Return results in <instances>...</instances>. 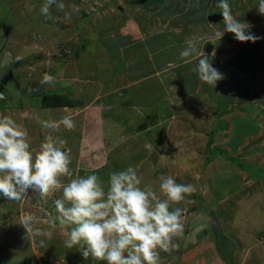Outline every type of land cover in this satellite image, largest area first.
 <instances>
[{
  "label": "rangeland",
  "instance_id": "obj_1",
  "mask_svg": "<svg viewBox=\"0 0 264 264\" xmlns=\"http://www.w3.org/2000/svg\"><path fill=\"white\" fill-rule=\"evenodd\" d=\"M146 1L154 3L152 13L143 9L145 5L142 7V0H63L65 11H58L52 6V18L45 19L39 11L44 0H0V115L11 116L23 124L28 131L29 141L35 140L32 145L35 149L43 142L42 135L47 134L72 143L80 137L78 118L73 119L75 129L72 131L63 126L56 131L42 126L44 121H57L63 111L58 108H43L41 105L45 93L52 92L53 83L41 84L40 81L45 73L54 70L53 58L62 56L65 52L72 56L83 45L89 47L100 43L102 36L113 34L112 24L117 21L119 23L122 19L123 23H127L126 26L133 30L136 26L133 15L138 12L143 15L145 13L146 18L151 14L153 24H157L160 19H167L171 25L180 27L183 25L180 21L183 16L199 17L200 20L208 21L209 14L221 11L216 7L217 0ZM228 3L230 7L235 8L231 9V12L236 11L238 15H242L240 13L244 7H256L249 5L254 4V0H228ZM73 7L79 11H72ZM199 8L205 10L202 12ZM95 53L94 55H97ZM110 53L106 49L99 54V59L91 57V54L84 55L86 58H81V63L85 64L91 58L92 68L89 69L107 76L108 68H104L107 65L104 61L100 62V59L107 60ZM70 69L77 70L73 67ZM113 82L109 81L110 84ZM180 91L175 90L170 98L177 102ZM122 98L129 100L130 96L126 97L124 93ZM174 101L167 105H173L171 117H168V130H172L174 123L178 127V123L173 119L176 121L181 115ZM22 111H26L27 116H22ZM260 112L264 116L261 110ZM258 115L259 113L255 114L256 119ZM231 116L221 118L222 123H226ZM262 120L260 125L264 126V119ZM192 123L194 127H198L196 119ZM206 124L207 122L199 124L204 131L200 139V149L195 152L200 151L204 159L211 157L218 162L213 165L215 171L207 180L195 175L194 179L190 178L188 181L186 177L185 185H191L194 191L186 195L179 204L172 205L173 208L179 207L183 210L184 234L173 240L176 247L171 252H160V264H264V137L248 139L252 144L255 141V144L249 146L248 143L246 148H242L241 138L221 136L209 141L205 135ZM226 126L222 124V130H225ZM253 129L256 131L257 127ZM174 138L178 141L174 140L168 152L166 151L168 155L161 161L167 162L164 163L166 169L171 167V171L176 174L174 177L177 183L184 184L182 170L185 162H182L183 153L180 154L176 145L182 139L176 134ZM147 142L149 146L146 147L155 149L150 138ZM238 144L243 153H226L230 146L237 148ZM216 146H219L218 149ZM166 147L167 145L165 150ZM70 150L74 154V147ZM70 157L72 163L73 155ZM150 159H153V156ZM223 160L238 165L236 167H240L239 176L236 167L231 171ZM196 165L198 164H189L191 167ZM161 166L162 164L158 165ZM189 166L187 165L188 170ZM123 169L126 170L124 167ZM136 169L142 185L150 186L147 175H144L147 172V163L144 161L142 166ZM105 171L110 175L114 168L108 166L94 174L100 178L106 189L108 181L101 179L107 176ZM89 174L93 172L87 171L86 176ZM231 177L232 181H227ZM71 178H74V174ZM67 182L66 180L62 183ZM59 191L51 195L47 202L40 200L31 190L20 201H9L0 196V264H106V261H93L91 258L85 260L79 246L72 249L64 246L65 237L61 234L58 222L50 223L56 215V212L53 213V201L62 196ZM157 197L165 198L161 191ZM29 215L33 218V230L27 232L20 222L23 216ZM48 232H51V238L45 235Z\"/></svg>",
  "mask_w": 264,
  "mask_h": 264
},
{
  "label": "crops",
  "instance_id": "obj_2",
  "mask_svg": "<svg viewBox=\"0 0 264 264\" xmlns=\"http://www.w3.org/2000/svg\"><path fill=\"white\" fill-rule=\"evenodd\" d=\"M258 2L259 0H254V4H249L255 5L254 9L244 7L240 13L242 15L232 11L237 20L250 24V32L261 38L255 43L239 42L232 33L227 32L221 40L215 39V31L224 29L223 19L209 22L200 20L199 17L183 16L180 20L183 25L175 27L176 24L171 25L167 19H160L157 24H153L151 14L146 18L145 13L143 15L138 12L133 15L136 24L133 30L128 28L122 19L121 22L112 24L113 34L102 36L100 43L89 47L83 45L72 56L65 52L62 56L53 58L54 70L48 73L54 77L52 92L45 94L61 95L65 103L45 106L44 102H41V105L43 108L62 109L59 114L61 117L57 121L65 115H70L73 119L78 118L80 137L63 146L69 155H73L70 168L74 178L78 175L86 176L87 171L94 174L108 166L114 168V172L124 171L123 167L127 169L129 166L140 168L145 161L147 172L144 175H147L152 190L159 195L157 173L169 172L173 176L176 175L171 171V167L166 169L164 163L167 162L161 161L168 155L169 146L174 140L178 141L177 137L174 138L175 134L182 139L176 145L180 154L183 153L182 162H185L182 170L184 184L186 177L189 181L190 178L194 179L195 175L207 180L215 171L213 165L218 162L211 157L204 159L200 151L195 152L200 149L202 143L200 139L203 137L204 128L199 126L200 122H207L205 135L209 141L221 136L241 138L242 148H246L248 143L249 146L255 144V141L252 144L249 140L264 137V126L260 125L264 119L260 112L261 110L264 113V15L256 13ZM141 5L143 7L142 3ZM153 7L154 3L149 2L143 9L151 12ZM199 9L202 12L205 10ZM186 39L198 41L199 50L204 52L213 67L223 74L224 78L217 82L215 88L202 83L193 71L197 59L192 58L191 62H185L180 58L179 53L186 46ZM106 49L111 52L109 58L100 59V62L104 61L107 65L104 67L108 68L107 76L89 69L92 68L91 58L88 59L89 62L85 60V64L81 63V58H86L84 55L91 54V57L99 59V54ZM213 52L215 56L212 55ZM71 67L77 70L72 71ZM110 80L114 82L110 84ZM175 90H181L178 92L181 95L177 102L170 98ZM124 93L126 97L130 96L129 100L122 98ZM171 101L176 103L181 115L176 121L173 119L178 123V127L173 122L172 130H168L166 127L173 105H167L171 104ZM256 113L261 115H258V119L255 118ZM21 115L27 116V112L22 111ZM227 116L231 117L226 123H222L221 118ZM192 118L196 119L198 127H194ZM222 124L227 125L225 130H222ZM255 127L256 131L253 129ZM41 130L40 128V136ZM149 138L155 149L146 147L149 146L146 144ZM34 141H30L33 151L39 149L38 146L37 149L32 146ZM236 146L237 148L230 146L226 153H243L239 144ZM73 147L74 154L70 150ZM152 156L153 159H150ZM191 163L198 165L191 167ZM224 163L231 171L238 166L230 161ZM160 164L162 166L158 167ZM238 168L240 167L235 169L239 176ZM105 172L107 176L101 179L109 181V172ZM61 179L62 182H69L68 177ZM232 179L228 178L227 181ZM140 186L144 187L142 183Z\"/></svg>",
  "mask_w": 264,
  "mask_h": 264
},
{
  "label": "clouds",
  "instance_id": "obj_3",
  "mask_svg": "<svg viewBox=\"0 0 264 264\" xmlns=\"http://www.w3.org/2000/svg\"><path fill=\"white\" fill-rule=\"evenodd\" d=\"M52 6L65 11L63 0H44L39 11L45 19L52 18ZM216 7L221 10L224 29L215 31V39L221 40L226 32L239 42L261 39L250 32V24L232 15L228 0H217ZM257 10L264 15V0H259ZM72 11L79 9L73 7ZM185 43L180 58L185 62L197 59L193 71L202 83L215 88L223 74L199 50L198 41L186 39ZM53 82L54 77L47 73L40 81ZM61 125L68 131L75 129L70 115L42 123L53 131ZM65 144L64 139L48 134L39 149L33 151L27 129L11 116L0 115V196L20 201L31 190L47 202L62 190V196L53 201L56 215L50 223L58 222L66 248L79 246L85 260L106 264H160V252H171L176 247L173 240L184 234L183 210L172 205L183 201L194 188L177 183L172 175H161L159 188L165 198L160 199L150 186H140L137 169L129 166L110 174L106 190L96 174L71 178V157L63 149ZM62 177L70 178L69 182L63 184ZM20 224L27 232L33 230L30 215L23 216ZM45 235L51 238V232Z\"/></svg>",
  "mask_w": 264,
  "mask_h": 264
},
{
  "label": "trees",
  "instance_id": "obj_4",
  "mask_svg": "<svg viewBox=\"0 0 264 264\" xmlns=\"http://www.w3.org/2000/svg\"><path fill=\"white\" fill-rule=\"evenodd\" d=\"M148 3H149L148 1L142 0V4H144L145 6H147ZM61 98H62L61 95H48V94H46L43 97L44 105L45 106H55V105L64 104L65 102Z\"/></svg>",
  "mask_w": 264,
  "mask_h": 264
},
{
  "label": "water",
  "instance_id": "obj_5",
  "mask_svg": "<svg viewBox=\"0 0 264 264\" xmlns=\"http://www.w3.org/2000/svg\"><path fill=\"white\" fill-rule=\"evenodd\" d=\"M221 19H223L222 14L220 12H214L208 15V21L210 22H218ZM0 95L2 96V94L0 93ZM161 175H172V173L169 172H158L157 173V178H159Z\"/></svg>",
  "mask_w": 264,
  "mask_h": 264
},
{
  "label": "bare ground",
  "instance_id": "obj_6",
  "mask_svg": "<svg viewBox=\"0 0 264 264\" xmlns=\"http://www.w3.org/2000/svg\"><path fill=\"white\" fill-rule=\"evenodd\" d=\"M23 125V124H22Z\"/></svg>",
  "mask_w": 264,
  "mask_h": 264
}]
</instances>
